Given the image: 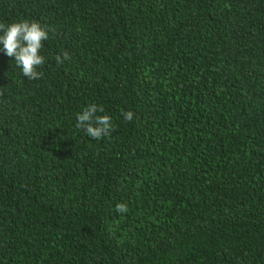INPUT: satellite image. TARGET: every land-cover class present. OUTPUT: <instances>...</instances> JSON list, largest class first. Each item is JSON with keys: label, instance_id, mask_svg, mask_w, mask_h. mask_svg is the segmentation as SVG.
<instances>
[{"label": "trees", "instance_id": "obj_1", "mask_svg": "<svg viewBox=\"0 0 264 264\" xmlns=\"http://www.w3.org/2000/svg\"><path fill=\"white\" fill-rule=\"evenodd\" d=\"M22 19L48 39L37 80L0 45V264H264V0H0Z\"/></svg>", "mask_w": 264, "mask_h": 264}, {"label": "clouds", "instance_id": "obj_2", "mask_svg": "<svg viewBox=\"0 0 264 264\" xmlns=\"http://www.w3.org/2000/svg\"><path fill=\"white\" fill-rule=\"evenodd\" d=\"M48 39V32L36 21L22 19L11 24L0 23V45L2 51L8 57H14L16 66L22 69V74L29 80H37L43 76L38 71L45 63V57L41 55V49L44 47L43 41ZM57 65H61L64 60L70 59L68 52L54 57ZM103 106L92 103L84 107L83 111L76 114L77 129H82L86 134L95 140L110 136L114 130L111 117L104 113ZM122 115L126 121H132L134 113L122 111ZM117 212L123 214L128 211L126 203H118L116 205Z\"/></svg>", "mask_w": 264, "mask_h": 264}]
</instances>
